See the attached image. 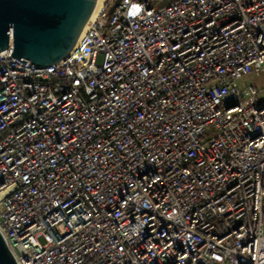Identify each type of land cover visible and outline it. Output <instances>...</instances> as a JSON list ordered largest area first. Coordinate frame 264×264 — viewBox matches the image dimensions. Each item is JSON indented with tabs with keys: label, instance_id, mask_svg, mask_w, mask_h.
<instances>
[{
	"label": "built area",
	"instance_id": "2783aa9c",
	"mask_svg": "<svg viewBox=\"0 0 264 264\" xmlns=\"http://www.w3.org/2000/svg\"><path fill=\"white\" fill-rule=\"evenodd\" d=\"M163 1L106 0L45 67L0 51L18 264H264V0Z\"/></svg>",
	"mask_w": 264,
	"mask_h": 264
},
{
	"label": "water",
	"instance_id": "95a60500",
	"mask_svg": "<svg viewBox=\"0 0 264 264\" xmlns=\"http://www.w3.org/2000/svg\"><path fill=\"white\" fill-rule=\"evenodd\" d=\"M172 1L164 0L161 6ZM96 2L0 0V51L11 46L12 56L25 64L29 60L31 63L28 65L36 67L59 62L75 45ZM0 264H18L1 233Z\"/></svg>",
	"mask_w": 264,
	"mask_h": 264
},
{
	"label": "bare ground",
	"instance_id": "6f19581e",
	"mask_svg": "<svg viewBox=\"0 0 264 264\" xmlns=\"http://www.w3.org/2000/svg\"><path fill=\"white\" fill-rule=\"evenodd\" d=\"M105 2H106V0H97L95 9H94V11H93V13L89 19V22L94 20L97 17L98 12L100 11V9L102 8V6L104 5Z\"/></svg>",
	"mask_w": 264,
	"mask_h": 264
},
{
	"label": "rangeland",
	"instance_id": "374dc122",
	"mask_svg": "<svg viewBox=\"0 0 264 264\" xmlns=\"http://www.w3.org/2000/svg\"><path fill=\"white\" fill-rule=\"evenodd\" d=\"M244 80H239L238 83L241 84Z\"/></svg>",
	"mask_w": 264,
	"mask_h": 264
}]
</instances>
